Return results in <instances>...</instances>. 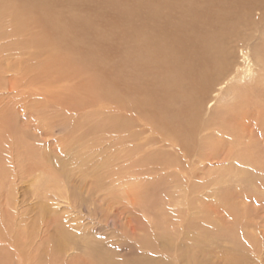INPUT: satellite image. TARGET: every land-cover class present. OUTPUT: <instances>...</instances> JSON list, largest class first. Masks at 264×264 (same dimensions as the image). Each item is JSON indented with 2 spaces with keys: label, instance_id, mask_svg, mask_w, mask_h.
I'll list each match as a JSON object with an SVG mask.
<instances>
[{
  "label": "rangeland",
  "instance_id": "obj_1",
  "mask_svg": "<svg viewBox=\"0 0 264 264\" xmlns=\"http://www.w3.org/2000/svg\"><path fill=\"white\" fill-rule=\"evenodd\" d=\"M136 1H0V234L12 229L19 241L0 239V249L14 257L11 264L39 258L40 264H95L86 244L114 251L153 238L157 252L170 244L174 264H262L249 249L264 248V174L230 160L229 145L209 152L191 139L190 150L206 161L191 155L187 166L167 144L141 147L134 139L150 120L175 121L156 98L150 115L122 109L133 97L123 99L131 91L122 83L124 68L133 67L124 64L121 35L123 20L139 16L125 10ZM244 1L214 3L244 30L245 38L222 54L242 67L245 49L264 58V18L257 20L264 0ZM173 4L161 12L179 22L181 9ZM216 18L208 19L223 23ZM257 68L264 76V66ZM212 105L203 109L205 118L223 115L221 105ZM185 122L188 134L192 123ZM246 135L243 149L256 143ZM64 226L67 244L59 241Z\"/></svg>",
  "mask_w": 264,
  "mask_h": 264
},
{
  "label": "bare ground",
  "instance_id": "obj_2",
  "mask_svg": "<svg viewBox=\"0 0 264 264\" xmlns=\"http://www.w3.org/2000/svg\"><path fill=\"white\" fill-rule=\"evenodd\" d=\"M194 1L170 0L162 3L155 1L157 3L150 4L148 0H137L134 7L125 9L128 12L135 11L139 16H129L123 20L121 45L124 64L129 62L133 67L130 72H126L124 68L125 77L122 83L126 86L131 84L132 92L123 94V99L127 95H133V97L131 103L127 102L126 98L122 101V109L128 112L132 109L143 110L144 115H150L156 105L154 100L156 98L160 101L162 108L173 110L172 118L175 121L150 120L148 124H144L143 131L139 129V134L134 136V139L140 143L141 147L167 144L165 147L172 149L173 153L177 155L182 153V160L188 166L189 163H193L190 161L193 160L191 155L197 157V162L205 159L201 152L190 150L191 139L199 140V143L193 141L195 146L198 144L196 148L205 147L209 149V152L218 151V148L222 150L224 146L228 148L229 145L233 149L232 153L227 151L230 160L235 157L240 160L242 166L250 164L262 175L264 174V76L257 66H264V58L262 57L263 60H261L259 55L251 52L249 48L244 50L246 53H243L248 66L242 67L234 61H227L226 57L224 59L222 56L224 49L244 39V30L230 21L231 11L222 13L214 8L220 6L214 4L218 0ZM254 1L246 0L244 4L241 3L247 6V4L252 5ZM173 3L181 9L182 19L179 22L168 19V16L161 12L163 7H172ZM146 13L147 17H140ZM214 15L218 17L216 18L218 22L220 20L223 23L213 25L208 18ZM263 18L264 14L257 20L260 21ZM251 22L252 19L245 21L246 25ZM262 39L264 40V37ZM132 72H134L132 79L126 80ZM253 80H255L254 83H252ZM198 89H201L204 96L202 100H199ZM173 103H175L174 106L177 104L176 109L172 108ZM209 103H214L211 107L221 105L223 115L214 116L212 119L205 118L203 109H207ZM186 120L192 123L188 134H185V131L190 123L185 122ZM205 130L210 133L201 137ZM147 133H149L148 136H146ZM246 134H249L248 138L254 136L253 140L256 143L249 142L243 149L245 144L241 142ZM213 154L215 153L210 155ZM240 175L243 174L240 173ZM16 220L17 225L23 223L19 219ZM11 222L14 223V221ZM59 233L61 238L59 241L67 244V236L70 235L68 229L64 226L60 228ZM22 235L27 236L28 233ZM15 236L12 229H9L8 234L6 232L0 234V239L9 242V238H12L11 242L18 245L17 240H14ZM16 238H19V234ZM152 240L146 239L138 243L136 239L138 246L136 243L135 245L126 244L124 247L128 249L121 246L114 251L106 249V246L103 250L99 246L86 244L85 250L88 258L95 264H174L170 260L173 257L169 256L170 244H164L165 249L157 252L151 246ZM49 244L56 246L51 239ZM255 246L256 244L251 245L253 248L249 249L254 258L252 260L264 264V248L258 251L259 249H254ZM67 247L65 246V250ZM59 250H62V246H59ZM22 251L25 252V250ZM56 253L54 259L58 257V252ZM10 254L0 249V260L4 264L13 263L14 257ZM1 261L0 264H2ZM40 261L39 258L34 261V264H40ZM175 264H180V260H176Z\"/></svg>",
  "mask_w": 264,
  "mask_h": 264
}]
</instances>
